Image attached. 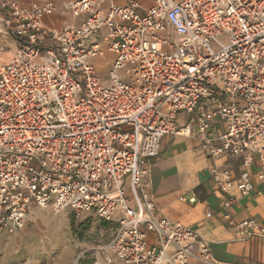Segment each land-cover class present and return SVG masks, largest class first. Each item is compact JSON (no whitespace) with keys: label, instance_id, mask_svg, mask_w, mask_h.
Instances as JSON below:
<instances>
[{"label":"built area","instance_id":"1","mask_svg":"<svg viewBox=\"0 0 264 264\" xmlns=\"http://www.w3.org/2000/svg\"><path fill=\"white\" fill-rule=\"evenodd\" d=\"M102 1L68 0L85 19L51 30L53 0H0V53L13 48L0 60V236L35 208L92 211L116 221L104 264H219L196 230L156 214L148 164L186 112L203 153L241 159L238 177L209 169L226 205L252 192L254 159L264 180V0H152L142 14L127 0L104 17ZM106 52L103 82L90 59ZM224 218L238 239L264 238L258 221Z\"/></svg>","mask_w":264,"mask_h":264},{"label":"crops","instance_id":"2","mask_svg":"<svg viewBox=\"0 0 264 264\" xmlns=\"http://www.w3.org/2000/svg\"><path fill=\"white\" fill-rule=\"evenodd\" d=\"M23 6H29L34 0H19ZM141 8L139 13L152 4V0H137ZM54 12L43 18L44 25L51 30H59L64 26H79L85 14L75 15L66 8L68 0H53ZM110 3L126 6L127 0H103L98 5L102 17ZM113 56L106 52L103 57L90 59L96 67L97 74L103 82L108 80V71ZM195 114L179 112L176 121L179 127H186V132L166 134L161 138L159 153L148 164L150 193L155 203V212L171 221L181 222L194 229L207 241L210 255L219 264H264V238L252 237L240 240L228 224L224 216L233 220L254 219L264 225V180L257 178L258 161L254 159L249 170L254 188L248 196L234 197L229 200L226 193L219 191L214 185L209 169L216 166L229 169L234 177H238L244 168L240 158L227 156L209 157L200 149V142L194 137L196 124ZM218 130L221 125L216 126ZM195 197V201L189 198ZM38 208L30 212L36 213ZM34 213V214H35ZM36 217V216H34ZM27 221V222H28ZM99 232L102 229L98 230ZM28 232L23 229L13 235L0 236V264H31L29 256H25L16 247ZM75 243L69 245L63 241L65 254L58 264H104L101 249L112 238ZM80 248L76 254L75 249Z\"/></svg>","mask_w":264,"mask_h":264},{"label":"rangeland","instance_id":"3","mask_svg":"<svg viewBox=\"0 0 264 264\" xmlns=\"http://www.w3.org/2000/svg\"><path fill=\"white\" fill-rule=\"evenodd\" d=\"M12 55L13 48L10 45L8 50L0 53L2 58L0 60H8ZM34 213L31 214V221H28L24 228L28 234L24 235L21 243L16 246L21 253L29 256L31 264H58L65 254L63 241L74 246L77 242L88 243L100 240L112 234L116 227L115 220L104 221L92 211H85L75 217L69 209L55 213L48 206ZM99 229L102 231L99 232ZM4 235L7 234L1 236ZM80 249L81 247H77L75 253L77 254Z\"/></svg>","mask_w":264,"mask_h":264},{"label":"bare ground","instance_id":"4","mask_svg":"<svg viewBox=\"0 0 264 264\" xmlns=\"http://www.w3.org/2000/svg\"><path fill=\"white\" fill-rule=\"evenodd\" d=\"M0 59H2V58L0 57Z\"/></svg>","mask_w":264,"mask_h":264}]
</instances>
